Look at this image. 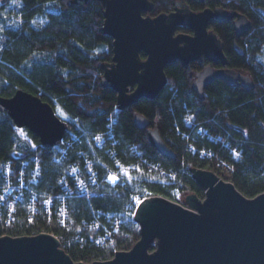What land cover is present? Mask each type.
I'll return each instance as SVG.
<instances>
[{"label":"trees","instance_id":"obj_1","mask_svg":"<svg viewBox=\"0 0 264 264\" xmlns=\"http://www.w3.org/2000/svg\"><path fill=\"white\" fill-rule=\"evenodd\" d=\"M17 1L15 19L9 22L11 17L4 13L5 4L0 0V93L9 97L17 88H24L54 108L60 105L77 117L90 137L106 132L111 150L101 149L100 153L110 165H114L115 157L132 159V148L137 146L178 174L177 184L132 178L115 186L105 184L102 196L73 198L72 226L61 245L74 260L109 259L117 250L133 246L140 237L134 206L129 207L134 195L150 191L171 196L179 187L184 196L196 192L203 197L204 189L192 177L191 168L214 166L201 156L202 149L214 151L216 159L233 163L230 180L244 194L255 196L264 191V0H185L194 10L222 6L250 18L251 28L240 35L233 19H212L209 27L223 41L228 66L252 76V89L217 78L200 96L193 86L195 72L208 61L195 60L184 65L177 60L166 65L167 84L155 98L142 97L123 109L117 108V92L105 86L101 78L103 64L113 57V38L102 29L101 1ZM151 1L149 13L157 15L173 10L176 0ZM141 55L146 57L144 52ZM212 65L219 67L221 63ZM138 112L150 120V127L158 126L176 157L162 154L152 144L149 127L140 128L134 121ZM112 137L117 140L116 145L111 143ZM233 149L239 152L237 157ZM18 151L42 154L45 172L38 188L57 192L65 165L53 161L55 147L43 145L38 135L26 127H17L7 112L0 111V184L5 162ZM92 208L115 213L125 225L110 243L84 249L77 234L82 232L90 238L100 232L81 226L84 218L92 216ZM43 227L28 233L39 232ZM21 231L16 228L11 234L16 236Z\"/></svg>","mask_w":264,"mask_h":264},{"label":"water","instance_id":"obj_2","mask_svg":"<svg viewBox=\"0 0 264 264\" xmlns=\"http://www.w3.org/2000/svg\"><path fill=\"white\" fill-rule=\"evenodd\" d=\"M100 1L103 32L113 38V57L103 64L101 78L117 92L118 108L132 106L142 97L155 98L167 84L166 65L177 60L184 65L208 61L195 72L193 86L200 96L217 78L254 87L249 73L228 66L223 41L209 27L212 19H233L240 35L252 26L245 13L222 6L194 10L185 0H176L173 10L151 15V0ZM0 111L46 146L58 144L68 128L51 103L21 87L9 97L0 93ZM134 121L140 128L149 127L151 142L162 154L176 157L158 126L150 127L140 112ZM191 174L204 196L186 194L188 207L163 195L144 198L134 212L139 239L109 259L76 261L54 235L40 232L0 235V264H264V191L247 196L233 181L208 168L192 167Z\"/></svg>","mask_w":264,"mask_h":264},{"label":"built area","instance_id":"obj_3","mask_svg":"<svg viewBox=\"0 0 264 264\" xmlns=\"http://www.w3.org/2000/svg\"><path fill=\"white\" fill-rule=\"evenodd\" d=\"M56 107L59 109L58 112L55 109L56 113L68 123L65 135L54 146L55 151L52 154L53 161L65 165L63 173L59 176V189L53 193L38 188L45 172L42 154L18 151L13 158H9L3 167L2 178L4 180L0 184V197H3L0 199V230L3 232L1 235H13L11 232L19 228L22 233L17 235L47 232L62 243L72 226L71 201L73 198L91 199L102 196L105 194L103 190L105 184L115 186L132 178H146L158 183L168 181L177 184L179 182L176 171L168 169L161 160L148 157L137 146L132 148V159L115 157L114 165L105 162L101 157L100 150H111L107 142V133L98 132L90 137L77 117L71 116L60 105H56ZM96 137H100V139L97 140ZM110 140L113 145L117 144L114 137ZM190 145L195 151L194 145ZM72 149H75L74 153ZM232 152L234 157L239 155L236 149H233ZM214 153L212 150H201V156L214 166V169L211 170L221 178L231 181L233 163L228 160L216 159ZM109 174L119 177L116 183L107 179ZM154 195L163 194L147 191L134 195L132 205L129 207L134 206L135 212L139 201ZM185 196L181 189L176 187L173 194L166 197L188 207ZM124 225V219L116 216L115 213L101 208H92V216L84 218L81 221V226L83 229L100 232L90 238L79 232L77 241L84 249L91 245H106L114 239L115 234ZM42 226L44 227L39 232L28 233V231Z\"/></svg>","mask_w":264,"mask_h":264},{"label":"rangeland","instance_id":"obj_4","mask_svg":"<svg viewBox=\"0 0 264 264\" xmlns=\"http://www.w3.org/2000/svg\"><path fill=\"white\" fill-rule=\"evenodd\" d=\"M17 2H18L17 0H5L3 1V3L1 2L2 4H5L4 13L11 17L9 22H12V20L15 19L14 17L17 12V9H16ZM38 20H41V17L38 18ZM55 109L57 112L59 111L58 107H55Z\"/></svg>","mask_w":264,"mask_h":264},{"label":"snow or ice","instance_id":"obj_5","mask_svg":"<svg viewBox=\"0 0 264 264\" xmlns=\"http://www.w3.org/2000/svg\"><path fill=\"white\" fill-rule=\"evenodd\" d=\"M189 120H191V117H189ZM96 139L97 140H99L100 139V137H96ZM32 147H37L35 144H33L32 145ZM238 155V154H237ZM73 171H75V169H73ZM107 179L110 181V182H112V183H116L117 182V180L119 179V177L118 176H116L115 174H109L108 175V177H107ZM0 199H3V197H0ZM50 203V202H49ZM139 203H143L142 201H139Z\"/></svg>","mask_w":264,"mask_h":264},{"label":"flooded vegetation","instance_id":"obj_6","mask_svg":"<svg viewBox=\"0 0 264 264\" xmlns=\"http://www.w3.org/2000/svg\"><path fill=\"white\" fill-rule=\"evenodd\" d=\"M191 32H192V30H191ZM191 32H190V33H191Z\"/></svg>","mask_w":264,"mask_h":264}]
</instances>
